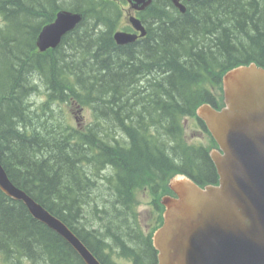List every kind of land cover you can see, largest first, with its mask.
Instances as JSON below:
<instances>
[{"label":"trees","instance_id":"1","mask_svg":"<svg viewBox=\"0 0 264 264\" xmlns=\"http://www.w3.org/2000/svg\"><path fill=\"white\" fill-rule=\"evenodd\" d=\"M120 1L0 0V163L15 186L72 231H92L102 215L126 238L124 213L146 175L159 172L164 184L176 174L200 186L216 183L208 150L186 141L183 120L197 118L203 103L223 106L217 93L226 71L264 68V0H198L184 14L158 0L141 13L147 36L117 46ZM60 9L83 19L56 49L38 53L41 28ZM79 108L93 117L84 134L70 125ZM109 125L127 140L108 139ZM110 166L116 178L105 177L101 187L98 177ZM100 188L115 203H98ZM0 256L10 264H84L1 191Z\"/></svg>","mask_w":264,"mask_h":264},{"label":"water","instance_id":"2","mask_svg":"<svg viewBox=\"0 0 264 264\" xmlns=\"http://www.w3.org/2000/svg\"><path fill=\"white\" fill-rule=\"evenodd\" d=\"M126 1L137 11L151 2ZM171 2L185 12L180 0ZM81 19L80 14L58 12L37 37L39 51L56 48ZM129 21L144 36L140 22ZM113 38L124 45L136 35L117 32ZM222 89L221 110L206 103L196 110L219 148L210 153L218 184L200 187L182 174L169 180L175 197H163V222L152 237L158 264H264V68L255 63L234 67L223 75ZM0 190L21 201L85 264H100L64 223L10 182L1 164Z\"/></svg>","mask_w":264,"mask_h":264},{"label":"flooded vegetation","instance_id":"3","mask_svg":"<svg viewBox=\"0 0 264 264\" xmlns=\"http://www.w3.org/2000/svg\"><path fill=\"white\" fill-rule=\"evenodd\" d=\"M169 1V0H167ZM211 3V0H209ZM156 2V6L160 3L158 0H152V3ZM152 5V4H151ZM161 5V4H160ZM140 17V16H139ZM142 20V17H140ZM143 21V20H142ZM146 27V25L144 24ZM129 32H134L130 26H127ZM147 29V27H146ZM78 132L85 133V131L90 127L89 125H84L83 121L77 120ZM115 126L109 125V136H115L120 134L117 133ZM152 135L159 137L160 130L158 128H151ZM150 131V130H149ZM113 139V138H112ZM160 140V138H159ZM113 143V142H111ZM89 172V170H88ZM117 172L114 167L110 166L108 169V177L110 179H115ZM160 173L158 172L155 176L150 175L146 177V181L149 184L154 180L159 183H163L162 178H160ZM158 186H161L158 184ZM163 196V195H162ZM161 196V197H162ZM98 197V203H107L110 205L115 203L116 198L111 194L107 195H96ZM161 202V198L160 201ZM150 213L148 221L143 224L142 229L134 231H126L128 236L126 238H118L115 234L116 231H109L108 228L101 225V228H97L99 224L95 227L90 225L92 231H72L75 236L92 252L95 258L100 262V264H115L113 261V255H117V259L121 261L122 264H157V252L152 244V235L154 231L159 227V221L161 220L162 208L160 204L156 201H150ZM101 208H99V211ZM130 213L125 212L124 215L127 220L128 228L131 226L129 222ZM114 217V216H113ZM87 218V217H86ZM94 227V228H93ZM111 229V228H110ZM133 240L135 242H133Z\"/></svg>","mask_w":264,"mask_h":264},{"label":"rangeland","instance_id":"4","mask_svg":"<svg viewBox=\"0 0 264 264\" xmlns=\"http://www.w3.org/2000/svg\"><path fill=\"white\" fill-rule=\"evenodd\" d=\"M68 2L69 0H63ZM126 18V16H125ZM125 22V20H124ZM124 24V23H123ZM119 27V26H118ZM117 27V28H118ZM220 94V93H217ZM77 116V120L83 121L84 125H89L90 122L92 121V117L91 113L89 110L87 111H82V113L80 114H72L70 116V125L72 128H76V123L74 121V117ZM184 123V128H183V135L186 138V141L189 144H193V145H202L205 148H210L212 147L213 143L212 140L209 136V134L207 132H203L195 117H187L184 118L183 120ZM154 129L151 130V132H153ZM140 135V134H139ZM105 183V182H104ZM158 184H160L161 186H158ZM166 184V183H165ZM164 183H159L157 180H154L153 182H151V184H146L144 185L143 188H138L137 190H135V199L133 200V205H131L129 211V222H130V227L128 228L127 224H124V228L128 229V231H134V230H140L143 227V224L145 222L148 221L149 215L150 213L148 211H150V201H156L159 204V199L161 198L162 195H166L168 193V191L165 190V185ZM97 191L95 193L103 195V193H106L105 190H101ZM133 210V211H132ZM92 217V216H90ZM89 217V218H90ZM96 217H100L99 219L96 218V220L94 222H92L91 225H97V228H101L100 226L103 225L104 227L108 228V230L113 231V228L111 227V229L109 228L111 225L110 224V220H107L106 218H104L102 215L101 216H96ZM115 220V219H114ZM121 226V225H120ZM137 230V231H138ZM113 261L115 262V264H122L121 261H119L117 259V255H113ZM0 264H10V263H5L3 262V258L0 256Z\"/></svg>","mask_w":264,"mask_h":264},{"label":"bare ground","instance_id":"5","mask_svg":"<svg viewBox=\"0 0 264 264\" xmlns=\"http://www.w3.org/2000/svg\"><path fill=\"white\" fill-rule=\"evenodd\" d=\"M70 1V0H69ZM68 1V2H69ZM60 11H68V12H72V11H69V10H67V9H60ZM54 49V48H53ZM53 49H49V50H53ZM46 51H48V50H45L44 52H41V53H45Z\"/></svg>","mask_w":264,"mask_h":264}]
</instances>
